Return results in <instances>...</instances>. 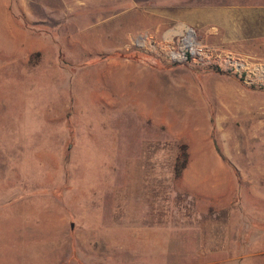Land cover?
I'll list each match as a JSON object with an SVG mask.
<instances>
[{"label":"rangeland","instance_id":"obj_1","mask_svg":"<svg viewBox=\"0 0 264 264\" xmlns=\"http://www.w3.org/2000/svg\"><path fill=\"white\" fill-rule=\"evenodd\" d=\"M0 264H264V0H0Z\"/></svg>","mask_w":264,"mask_h":264},{"label":"trees","instance_id":"obj_2","mask_svg":"<svg viewBox=\"0 0 264 264\" xmlns=\"http://www.w3.org/2000/svg\"><path fill=\"white\" fill-rule=\"evenodd\" d=\"M184 161L183 162H176V164H175V166H174V173H175V175H180V173H181V171H182V169L185 167V163H186V154H184Z\"/></svg>","mask_w":264,"mask_h":264},{"label":"bare ground","instance_id":"obj_3","mask_svg":"<svg viewBox=\"0 0 264 264\" xmlns=\"http://www.w3.org/2000/svg\"><path fill=\"white\" fill-rule=\"evenodd\" d=\"M190 35H192L191 34V32H190ZM167 38V37H166ZM186 46L187 45H191L190 47H192L193 46V39H192V37H189V38H187L186 40H185V43H184ZM168 46V45H167ZM170 47V46H169ZM191 50V52L192 53H196L195 51H193L194 50V48H192V49H190ZM172 56L173 57H175V58H179V55L178 54H175V53H173L172 52ZM260 68H258L257 70H259ZM260 71V70H259ZM261 72V71H260Z\"/></svg>","mask_w":264,"mask_h":264},{"label":"crops","instance_id":"obj_4","mask_svg":"<svg viewBox=\"0 0 264 264\" xmlns=\"http://www.w3.org/2000/svg\"><path fill=\"white\" fill-rule=\"evenodd\" d=\"M211 11L213 12V10H212V9L210 10V12H211ZM217 13H223V11H220V12H219V11H217Z\"/></svg>","mask_w":264,"mask_h":264}]
</instances>
